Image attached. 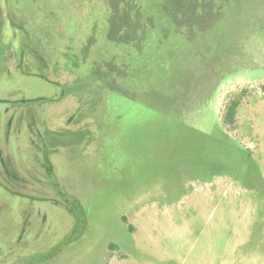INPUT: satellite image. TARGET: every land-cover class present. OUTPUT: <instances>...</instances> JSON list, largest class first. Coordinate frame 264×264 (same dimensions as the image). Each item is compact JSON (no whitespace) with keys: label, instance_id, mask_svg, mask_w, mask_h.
Wrapping results in <instances>:
<instances>
[{"label":"rangeland","instance_id":"374dc122","mask_svg":"<svg viewBox=\"0 0 264 264\" xmlns=\"http://www.w3.org/2000/svg\"><path fill=\"white\" fill-rule=\"evenodd\" d=\"M8 1L0 0L1 121L7 106L23 117L4 147L21 176L43 175L49 199L0 184V264H264V0H169L182 23L211 27L175 46L168 61L162 44L147 59L144 37L136 52L106 42L103 16L94 14L104 9L99 3L87 14L101 19L87 61L72 51L89 26L84 12L50 1L62 16L39 21L50 29L35 34L7 14L22 9L30 20L49 3L10 0L15 11H7ZM61 19L65 28L56 33ZM75 36L74 49L56 54ZM36 43L46 44V54H34L48 63L35 65L26 52L19 68L18 49ZM103 52L130 77L95 76L90 58ZM163 77L184 87L177 108L169 107L176 99L155 96ZM236 98L235 121L223 124ZM44 155L55 168L48 177ZM20 189L32 193L27 184Z\"/></svg>","mask_w":264,"mask_h":264},{"label":"trees","instance_id":"16d2710c","mask_svg":"<svg viewBox=\"0 0 264 264\" xmlns=\"http://www.w3.org/2000/svg\"><path fill=\"white\" fill-rule=\"evenodd\" d=\"M37 3H49V5L45 8H35V11L33 12V17L32 19L28 20L26 16L23 15L22 9L19 10V13L17 15L10 14L9 9H13L12 5H10V0L6 4V10L9 11L7 14V17L10 19V23L13 25L16 22H20L24 25L25 29L28 30L27 26H30L32 30H34L35 34H40L42 32H47L48 29H50V26L42 25L38 23L41 21H47V18L51 14V16H62L60 8L57 6L56 3H51L50 1L55 2V0H35ZM57 2H63L64 0H56ZM71 6L75 8L77 12H84V19H89V26L86 27V32L84 35V38L82 39L81 47L76 48L75 45L80 41V39H77V36L73 37L69 41V45L71 48L68 49L67 46L62 49V50H57L54 47L53 41H49V48H55L56 54H62L65 55L68 52V50H72L74 53L78 52L79 55L84 56V59L87 60L86 54L87 52L91 51V47L96 43V34L99 30L98 18L97 16H88L87 14L89 13V10H92L91 8L93 6H97V3L104 9L100 11V9L94 14H102L103 17L101 19L107 26L104 32V40L111 44V46H117L118 45H123V48L128 50L131 48L132 50L138 49V44L142 42L143 37H144V49L145 47H148L147 52L150 54L147 59H153L155 58L154 55H156V51L160 48V45H164V48L161 50L163 53V56L160 58H165L166 61H168V56L172 55L173 49H175V46L179 48L181 45L180 43H190L194 40L193 38V33L197 29L201 27V25H198V23H193L192 25H188L187 23H182L181 22V15L176 11V8L173 7L172 5H168L169 0H144V8L142 4V0H115V6L112 7V4L110 3L111 0H67ZM198 4V0H195ZM84 5V7H83ZM40 6V5H37ZM84 8V10H81V8ZM15 11V9H13ZM18 12V11H17ZM73 13V11H70ZM196 12H202L201 8H198ZM76 14V12H74ZM79 13H77L79 15ZM80 16V15H79ZM2 17V16H1ZM144 17V18H143ZM6 18V17H5ZM100 19V20H101ZM102 22V21H101ZM101 27V25H100ZM211 27V24L207 27H201V29H208ZM65 28V25L63 24V20L59 21L55 27L54 30L56 33H61L63 29ZM195 29V30H194ZM18 33L21 35L20 39L24 42L27 41L26 35L18 30ZM1 36V35H0ZM32 36V35H31ZM32 38H34L32 36ZM152 39V40H149ZM150 41L151 43H147V41ZM33 41L36 42V40L33 39ZM26 44V43H25ZM46 44H38L36 43V49L34 50L35 52H39L41 54H46ZM159 46V47H158ZM171 47V51L168 53L166 52L165 47ZM12 47V46H11ZM13 48V47H12ZM134 48V49H133ZM39 50V51H38ZM17 51V50H16ZM135 51V50H134ZM18 57H19V68H22V63H23V56L25 55L26 52H28L32 57H34L35 61L37 62L35 65H44L48 63L49 57L47 59L45 58H40L37 57L33 51L25 49L24 46H22L21 49H18ZM85 52V55H84ZM127 52V51H126ZM136 52V51H135ZM145 52V51H144ZM38 53V54H39ZM198 54H203L198 53ZM115 54H106V53H100L95 55L93 58H90V62H93V65H95V69H92L93 74L96 76L97 74H100L103 76L102 82H109V81H115V80H121L124 81L126 77H130L125 69H120L119 65L117 63H114L117 58L114 56ZM191 56H195V54ZM200 58L201 61H198ZM196 59L194 57V62H195V67L199 66L201 64V67L203 65V60L201 59V56H197ZM81 61V59H79ZM88 61V60H87ZM88 62V63H90ZM99 66H103L105 68V71H101L99 69ZM97 67V68H96ZM122 67V66H120ZM152 69L148 67L147 74L150 73ZM198 70L200 69H195L194 74H198ZM182 75L181 78H185L189 72H186L182 69ZM133 74V73H132ZM197 74L195 76H197ZM37 76H41L40 73L37 74ZM44 79L47 83L50 82V79L47 78H42ZM148 80H150V77H147ZM183 81V80H182ZM178 84V85H177ZM163 85H165V88L163 89V92L159 94H155V96L162 97L167 100H172L176 99L175 102L170 103L169 107L174 106L177 108V102L180 97H181V92L180 88H184L183 86H179V83L172 82L169 79H166L163 77ZM170 87H173L174 89H170ZM121 91H126L125 94H128L127 91H132L131 88H128L127 90L122 89ZM157 91V90H156ZM120 92V91H119ZM190 92V91H189ZM187 92L186 94H188ZM164 93V94H163ZM39 99H44V97H38ZM24 102L30 101V99H24ZM179 104L181 105V102L179 101ZM149 110L148 112L152 113L157 112L154 111V106L152 104H148ZM239 105V99H232L230 103L227 105L225 108L224 114L222 115V122L223 124H233L235 121V111ZM159 106V107H158ZM156 109L161 110H166L164 107L158 105ZM49 174H51L52 171L55 172L54 164L51 162L49 165H47ZM5 178L3 179V181ZM8 181V182H7ZM51 184V183H50ZM58 185L57 183H52L51 185L55 186ZM2 185H5V187L16 189V185H13L11 181L6 180ZM47 188V187H46ZM38 192V191H37ZM33 193V191H32ZM34 198V197H33ZM39 199V198H35Z\"/></svg>","mask_w":264,"mask_h":264},{"label":"flooded vegetation","instance_id":"af4514ba","mask_svg":"<svg viewBox=\"0 0 264 264\" xmlns=\"http://www.w3.org/2000/svg\"><path fill=\"white\" fill-rule=\"evenodd\" d=\"M24 47L25 49H28V50L30 49L31 51L34 52V50L31 48V46H29V44L24 45ZM4 115H5L4 116L5 120L1 121L2 115L0 113V178H2V180L0 181V184L4 183V181L9 179V181H11L13 185L17 186L16 189L14 190L12 188H8V187H5V185H3L5 189L8 190L9 192L17 196L25 197L28 199H32L34 197V198H39L40 200H48L49 195L47 194L45 190V188L48 186V182L43 180V178L41 177L43 175L39 174L40 177H38V175L36 174L32 175V172H31V176H28L27 178H25L24 176H21L18 173V171L15 170V168H13V166L11 165L10 157L6 155V151H5L6 149L4 147V144L7 143V140L11 132L20 133L21 129L17 125L18 123L17 120L22 118L23 115L14 113L9 108V106H7L4 109ZM29 143L35 147L37 146V144H35L34 139H29ZM40 160H41L40 164L43 166L42 170H44V176L48 177L50 174L47 168L48 164H47L46 155L43 156V160L42 158ZM4 178L5 180L3 181ZM22 183L27 184L28 188H30L31 191H33V193L23 192L20 189V185H22ZM26 212H27V215H26L27 217L30 212L25 210V213Z\"/></svg>","mask_w":264,"mask_h":264},{"label":"water","instance_id":"95a60500","mask_svg":"<svg viewBox=\"0 0 264 264\" xmlns=\"http://www.w3.org/2000/svg\"><path fill=\"white\" fill-rule=\"evenodd\" d=\"M26 35L28 36V33Z\"/></svg>","mask_w":264,"mask_h":264}]
</instances>
